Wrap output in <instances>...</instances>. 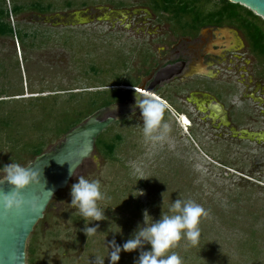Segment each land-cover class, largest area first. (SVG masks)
Instances as JSON below:
<instances>
[{
	"label": "rangeland",
	"instance_id": "rangeland-1",
	"mask_svg": "<svg viewBox=\"0 0 264 264\" xmlns=\"http://www.w3.org/2000/svg\"><path fill=\"white\" fill-rule=\"evenodd\" d=\"M121 1L145 5L144 0H0L5 9L13 3L21 5L18 14L8 16L9 22L35 34L22 43L14 36H0V115H11L15 123L12 132L0 128V165L8 164L11 155L7 135L18 143L35 142L41 130L42 140L48 137L46 126H37L43 109L77 107L87 100L86 94L109 87L123 90L126 85L113 84L137 81L133 70L138 51L152 36H135L133 24L125 28L124 20L109 8L98 10L121 6L116 4ZM35 2L50 9L42 13L27 7ZM217 2L208 0L205 6L213 8ZM70 91L75 97L68 101ZM31 96L54 97L32 101ZM131 111V119L117 118L99 133L105 141L120 136L112 154L107 157L94 146L66 187L52 196L26 240V264H94L95 257L106 254L109 241L122 244L143 224L145 211L149 215L145 222L150 223L170 214L168 208L176 199L191 200L206 213L199 220L197 245L186 246L182 237L169 250L181 257L182 264H264V174L256 175L231 145L224 144L219 153L221 142L207 141L208 156L198 152L185 139V116L187 124L179 119L180 126L164 111L163 121L170 126L167 138L146 141L139 109ZM55 141H46L43 149ZM77 175L99 180L105 198L97 203L105 208L104 219L88 222L67 204ZM138 190L142 194L136 195ZM87 223L97 225L93 236L82 231ZM148 247L121 251L115 264H133L139 251ZM103 264H109L107 256Z\"/></svg>",
	"mask_w": 264,
	"mask_h": 264
},
{
	"label": "flooded vegetation",
	"instance_id": "flooded-vegetation-1",
	"mask_svg": "<svg viewBox=\"0 0 264 264\" xmlns=\"http://www.w3.org/2000/svg\"><path fill=\"white\" fill-rule=\"evenodd\" d=\"M144 1L142 6L121 1L116 4L128 5L98 8H109L124 20L125 28L133 24L135 36H152L146 47L139 48L133 70L137 81L126 86L147 88L156 75L166 76L150 93L138 91L166 105L165 112L180 126V115L185 116V139L205 157L207 141L221 142L219 153L224 144L231 145L233 153L246 157L256 175L264 174V59L251 53L242 27L253 25L255 17L242 5L222 8L225 0H218L213 8L178 10V16L172 5L154 7L150 0ZM215 10L213 16L207 15ZM170 66L173 70L161 71ZM122 89L126 93L118 101L122 109L113 111L116 102L109 106L111 114L125 122L133 113L132 107L124 106L132 104L129 96L135 92Z\"/></svg>",
	"mask_w": 264,
	"mask_h": 264
},
{
	"label": "clouds",
	"instance_id": "clouds-1",
	"mask_svg": "<svg viewBox=\"0 0 264 264\" xmlns=\"http://www.w3.org/2000/svg\"><path fill=\"white\" fill-rule=\"evenodd\" d=\"M132 108L133 110L139 109L142 121L141 132L146 141L155 143L162 142L167 138L170 126L166 121H163L166 105L150 94L138 95L136 93ZM39 174L40 172L37 170L14 161L0 165V183L7 182L10 186L9 191H0V211L7 213L22 209L35 210L36 201L31 197H26L21 190L29 184L38 183L40 181ZM68 175L74 176L73 167L70 165ZM75 177V182L70 185V200L67 204L70 208L74 207L79 216L88 219V222L104 219L105 208L101 209L97 203L105 198L99 180L88 179L83 175ZM138 194H142V191L138 190L136 195ZM168 213L170 214L161 215L158 219L146 223L147 212L145 211L143 224H138L130 237L122 244L118 245L114 240L109 241L106 254L103 257H95L94 264H103L105 256H107L109 264H115L119 260L121 251L140 250L145 244L149 247L139 251L133 264H182L181 257L169 250L174 248L182 237L187 241L186 246L197 245L200 234L199 220L206 213L199 204L191 200L182 201L179 199L171 202ZM96 229L97 225L88 226L87 223L82 231L86 237H90L97 232Z\"/></svg>",
	"mask_w": 264,
	"mask_h": 264
},
{
	"label": "water",
	"instance_id": "water-1",
	"mask_svg": "<svg viewBox=\"0 0 264 264\" xmlns=\"http://www.w3.org/2000/svg\"><path fill=\"white\" fill-rule=\"evenodd\" d=\"M229 1L246 7L264 20V0ZM172 68L174 67H166L161 71H171ZM165 78L166 76L156 75L147 88H143V85L138 88L124 86L123 88L135 92L129 96L133 100L132 104L128 103L124 107L133 106L136 93L142 94L138 90L151 92L152 86ZM114 106V110L122 109L119 102H116L113 108ZM111 113L112 107L109 105L96 109L24 165L40 172L38 183L29 184L21 190L26 197H31L36 201L37 207L33 211L27 209L7 213L0 211V264H26L25 246L28 236L35 224L43 217L52 196L66 187L71 179L68 175L69 165L73 167L74 173L82 161L92 153L97 135L117 119ZM9 190L10 186L7 182L0 183V191Z\"/></svg>",
	"mask_w": 264,
	"mask_h": 264
},
{
	"label": "trees",
	"instance_id": "trees-1",
	"mask_svg": "<svg viewBox=\"0 0 264 264\" xmlns=\"http://www.w3.org/2000/svg\"><path fill=\"white\" fill-rule=\"evenodd\" d=\"M152 2V5L154 7H168V6H174L175 7V16H178V10L185 11L188 7H196L201 5H206L208 0H150ZM222 5V8L225 6H239L242 7L239 4L236 3H230L228 1H224ZM67 6H70L69 3H67ZM30 9L36 10L37 12H45L50 9L49 5H40L38 2L31 3L29 6H27ZM22 9L21 5L13 3L9 9H5L2 6H0V36H14L17 40H19L21 43L26 37L33 38L35 34H30L27 32H24L23 30L19 29L18 27H13L8 19L9 15H16L18 14ZM247 13L250 15H253L255 17V20L252 22L253 25H243V30L246 34L247 42L250 46V50L258 56H261L264 59V20L260 19L258 16L254 15L250 10L244 8ZM186 12V11H185ZM185 12H183V15H185ZM217 13V11L209 12L208 16H213ZM194 12L190 11L189 15L193 16ZM182 15V16H183ZM32 42V41H31ZM117 84H124L126 83H116ZM42 92V91H39ZM67 100H73L75 97V92H67ZM22 94L20 93H12L8 94L7 96H13ZM144 94V93H142ZM87 100L80 106L77 107H69L64 106L58 111H53L52 108L43 109L40 112V119L37 121V126L45 125L46 131L48 133V139L44 138L42 140V130L37 134L34 138L36 139L34 142V139H26L18 143V139H10L9 135H7L6 143H8V149L10 151L9 155V163L11 161L18 162L21 165H25L28 161H30L35 155L42 152L44 149V143L46 141L51 140H57L60 138L67 130H69L71 127L75 126L76 124L83 121L88 115H90L92 112H94L96 109L108 106L112 103H115L117 101H120L123 99V97L126 95L125 92H123L119 88H107L102 91H97L94 93L86 94ZM1 96V95H0ZM33 100L37 101H43L45 99L37 98V96H31ZM45 97V96H43ZM54 96H47V100H52ZM3 99L0 98V105L2 103ZM180 120L186 122L183 115H180ZM15 127V123H13L12 116L11 115H0V128L7 131V129L12 132ZM40 129V128H38ZM43 129V128H42ZM46 139V140H45ZM120 136L115 135L113 139L105 141L101 139V134L97 135L94 141V146L97 150H102L103 155L110 156L119 141ZM13 153V154H12ZM3 165V164H1ZM29 263V262H28Z\"/></svg>",
	"mask_w": 264,
	"mask_h": 264
},
{
	"label": "bare ground",
	"instance_id": "bare-ground-1",
	"mask_svg": "<svg viewBox=\"0 0 264 264\" xmlns=\"http://www.w3.org/2000/svg\"><path fill=\"white\" fill-rule=\"evenodd\" d=\"M147 93H150V92H147Z\"/></svg>",
	"mask_w": 264,
	"mask_h": 264
}]
</instances>
